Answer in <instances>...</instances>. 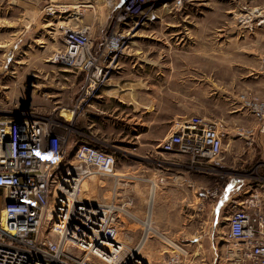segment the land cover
<instances>
[{"label":"rangeland","instance_id":"obj_1","mask_svg":"<svg viewBox=\"0 0 264 264\" xmlns=\"http://www.w3.org/2000/svg\"><path fill=\"white\" fill-rule=\"evenodd\" d=\"M112 1L113 5L110 6ZM123 1L0 0V116L47 117L75 128L82 124L77 119L86 108L85 111H90L86 113L84 123L94 124L95 132L91 134L95 141L105 143V147L106 144H115L119 148L117 150L122 147L132 149L133 145L121 141L120 136H107L110 128L105 119H110L111 114L113 117L117 115V102L113 99L108 106L103 105L97 94L103 88H111L114 95L117 93L127 102L123 106V116L131 117V110L136 107L143 108L146 105L149 108L157 138L172 131L167 128L170 115L173 128L178 121L192 114L220 123L227 138L230 137L228 127L233 125V118L237 117L235 115L247 119L246 111L239 103V94L253 91L264 95V0H187L182 7L174 5L173 0H160L153 7L155 12L160 13L159 18L156 15L153 21L139 20L138 26L135 21L129 24L135 27L129 32V43L123 54L135 60L128 61L127 80L117 81L118 76L113 68L109 81L87 98L95 86L91 83L84 97L81 91L84 73L77 76L75 86L71 87V69L52 62L55 54L64 48L61 25L74 29L91 27L94 48L100 50L102 38L112 28L120 31L130 28L113 23L111 18L107 21L106 14L111 10L112 13L121 10ZM52 5L57 9L61 6L67 11L50 14L48 8ZM259 8L261 15L254 12ZM138 67H141L142 79L131 82L130 71ZM72 90L75 94L71 96ZM71 98L75 99V108L71 106ZM70 109L73 115L68 121ZM124 122V135H129L125 140H130L131 130L126 127L130 122L127 119ZM74 132L69 135L70 141ZM236 132L241 137L239 131ZM242 141L238 151L242 155L233 154L236 151L231 146L225 149L226 154L232 155L220 162L222 172L226 175L232 168L238 172L243 170L245 177L252 182L250 191H256L264 202L262 150L249 148L245 140ZM250 152L256 153L254 159H250ZM116 156V174L122 175L118 177L117 184L116 180L97 174L87 180L84 197L89 200L94 197L95 202H109L117 187L120 192V197L114 198L117 203L133 201L126 206L139 219L120 214L119 221L121 239L135 248L143 237L144 226L141 221L147 217L152 182L157 184V195L162 197V201H180L184 198H180L178 193H169L174 185L164 182L168 176L162 171L156 174L147 172L145 176L134 174L133 165L138 164L134 153L126 155L117 151ZM158 156L159 160H164L163 156ZM159 164L162 166L155 162L156 170L163 169V164ZM187 164L190 165L189 162ZM177 174L180 175L179 172ZM135 175L140 180H132ZM173 178L176 185L184 179L181 176ZM190 197L193 202L186 203L182 208L163 210L166 221L172 223L174 217L179 216L183 222L187 219V227L184 225L178 235L160 229V234L151 233L141 249V253L149 260L161 259L170 250L167 238L187 245L191 243L192 249L201 246V251L207 252L211 247L210 239L202 233L195 235L200 217L195 202L198 198ZM3 207L4 197L0 195V218ZM190 224L192 228H188ZM196 236L200 237V241ZM213 243V250H221L222 243Z\"/></svg>","mask_w":264,"mask_h":264},{"label":"built area","instance_id":"obj_2","mask_svg":"<svg viewBox=\"0 0 264 264\" xmlns=\"http://www.w3.org/2000/svg\"><path fill=\"white\" fill-rule=\"evenodd\" d=\"M159 1L124 0L122 9L113 12L111 19L130 28H112L105 34L100 50L94 48L87 28L61 25L64 48L52 58L53 63L84 73L85 95L89 85H95L90 96L109 81L111 65L123 54L129 32L135 27L129 25L131 21L138 25L140 16L153 21V7ZM186 1L173 3L182 7ZM55 7L48 8L50 14H56ZM239 103L255 124L238 127L239 134L247 147L256 149L264 138V95L244 91L239 94ZM73 130L47 117L0 116V188L4 190L0 264H264V202L256 191L245 188L226 198L227 227L214 241L222 247L214 250L212 259L199 249L201 246L192 249L191 243L180 241H168L170 250L158 260H149L136 247H130L120 237L119 215L133 217L126 206L133 201L117 203V187L109 202L80 198L81 183L97 174L117 184L116 153L82 142L71 154L69 135ZM159 147L164 152L185 154L220 172L224 140L218 124L207 117L192 114L178 121ZM225 178L221 173L205 194L214 200L222 197ZM147 219L142 220L143 237Z\"/></svg>","mask_w":264,"mask_h":264},{"label":"crops","instance_id":"obj_3","mask_svg":"<svg viewBox=\"0 0 264 264\" xmlns=\"http://www.w3.org/2000/svg\"><path fill=\"white\" fill-rule=\"evenodd\" d=\"M71 4V3H70ZM71 6V5H70ZM157 13V12H156ZM112 15V10L106 14L107 21H110ZM159 18L160 13L156 14ZM110 23V22H109ZM108 24V22H107ZM109 27V25H108ZM89 30L91 35V27L87 26L85 27ZM84 29V28H81ZM92 37V36H91ZM104 38H102L103 42ZM103 45V43H102ZM121 55V58L117 62L115 66V72L117 77V81H125V77H127V74L129 72L128 68V61L131 59L133 62L135 58H128L127 56ZM26 60H31L26 58ZM71 71V87L75 86L76 78L78 75L82 74L81 72L75 71V70H69ZM131 73V82H136L139 79H142L141 75V67H138L137 69L132 68ZM82 81H83V88H81L82 93H84L85 97V88L87 87V77L85 74H82ZM138 78L136 79V77ZM85 86V87H84ZM72 89V88H71ZM74 90H72L73 92ZM125 91V90H124ZM138 92H141L139 90H136ZM75 92L71 93V96L74 95ZM82 95V96H83ZM75 97V96H74ZM83 97V98H84ZM97 97L100 98L102 104L108 106L110 103L113 102V99L116 100L117 104L115 107V111L117 112V115L113 117V114L110 115V119H105L107 125L109 126L110 130L107 132V136H120L122 139L121 141H127L126 143H131L132 149L128 147H122L120 150H117L118 147L116 145H107V147L104 146L105 143L102 142L99 143L98 141H95L93 139V135L91 133L95 132V129H93V125L85 124L84 121L86 119V113L90 111V109L84 108V110L81 112V115L78 117V121L82 122V124H79L78 127L74 128V135L73 139L71 140V152L74 153L75 147L78 143L82 142H89L92 144H95L101 148H104L108 151L116 153L117 151L123 152L126 155H131L134 153L135 161L138 162L137 165H133V173L138 175H144L145 173L149 172L152 174H156V172L162 171L165 175H167V179L164 181L166 184L172 183L174 186H172L171 191H169L170 194H176L178 193L180 195V198H184V200L180 201H162V197L157 195V184L153 183L150 179L148 180L150 183L152 182V186L155 187V194H154V200H153V216L152 221L155 226V233L160 234L159 230L170 232L172 235H178L180 231L182 230L183 226L186 225L187 227V219L185 222H183L182 219L178 218L177 216L174 217L173 222L169 223L164 219V216L166 215L163 211L167 208H182L186 203H192L190 196H197V200L195 201L198 206V222L199 227L195 231V235L197 233H202L203 236L210 239V241L213 243L215 240L218 239V234L222 233L223 230L227 226V220L229 217V210H227V204H226V198L227 196H230L237 192L240 189H252L253 185L249 178H246L243 170L242 172H238L235 168H232L233 170H228V174L226 173L225 179L222 181V187H223V196L220 197L217 200L209 199V197L205 194V190L214 186V184L219 179V176L222 172V165L219 163L218 168L220 172L213 171L211 169V166L209 164H201L199 162H194L191 160V158L185 154L181 153H172V152H164L159 148L160 142L168 135H166V132L163 133L160 137L161 139H158L155 134V125L154 120L152 118V112L149 111V108L144 105L143 108H133L131 110V117L130 116H123V106L125 105V102L122 98H120L118 95H114L112 92V89L103 88L98 94ZM89 98V96H88ZM86 99V98H85ZM74 98H71V106L75 108ZM131 105H134L131 103ZM93 107V105H91ZM71 114L68 117V121H70L72 118V110L70 109ZM74 111V110H73ZM76 113V112H75ZM119 113V114H118ZM245 115L247 119L243 120L239 117V114H236V118H233V125L228 127L229 136L227 138L226 133L224 132V128L221 126L220 123H218V128L222 134L223 140H224V158L226 160V157L228 155L235 154L236 156L242 155V153L238 152L240 147L242 146V139L239 137L236 132L238 130V127L243 126H249V125H255L253 117L248 113L245 112ZM68 116V114H67ZM130 117V118H129ZM127 119L129 124H127L126 127H129L130 132V140H125L129 137V135H124V129H125V122L124 120ZM171 115L168 118V129H172L171 125ZM61 129V128H59ZM98 131V129H97ZM227 131V128H226ZM223 133H225L223 135ZM160 140V141H159ZM110 146V147H108ZM231 146L232 150L235 149L236 152H232L229 154H226L225 151L228 150V147ZM257 148H260L262 152H260L261 155L264 156V138H261V143ZM256 148V149H257ZM119 149V148H118ZM226 149V150H225ZM255 152H250L248 155L250 159H254ZM163 156L164 160H159V156ZM178 155V156H177ZM180 157V158H178ZM222 160V161H223ZM189 162L190 165L187 163ZM155 162H158V166H162L159 163L163 164V169L156 170L155 168ZM155 169V170H154ZM225 169V168H224ZM235 169V170H234ZM142 171V172H141ZM177 172L180 173V175L177 174ZM191 172V173H189ZM225 173V172H224ZM194 174V176H193ZM122 176V175H120ZM176 176L184 177V179L180 182L179 185L174 184V178ZM135 178H138L140 180V177L133 176L132 180H135ZM123 179V178H122ZM169 179V180H168ZM152 189V187H151ZM195 193V194H194ZM0 195L4 197V190L0 188ZM151 195V190H150ZM149 195V197H150ZM189 198V199H188ZM178 205V206H177ZM148 207H149V199H148ZM188 228H192V224L188 226ZM169 229V230H167ZM198 230V231H197ZM198 241H200V237L196 236ZM202 238V236H201ZM204 240V239H203ZM211 243V247L206 252L208 255V258H213V252L212 249L213 244Z\"/></svg>","mask_w":264,"mask_h":264},{"label":"bare ground","instance_id":"obj_4","mask_svg":"<svg viewBox=\"0 0 264 264\" xmlns=\"http://www.w3.org/2000/svg\"><path fill=\"white\" fill-rule=\"evenodd\" d=\"M111 3V2H110ZM110 3H109V5H110ZM113 5V1H112V3H111V5L110 6H112ZM60 9H58L56 12H63L64 10L63 9H61V6H58ZM57 9V8H56ZM53 12V11H52ZM56 12H53V13H56ZM254 12L255 13H257V14H262V11H261V9L259 8V9H256V10H254ZM76 15H77V13H75ZM78 19V18H77ZM139 20H144L145 21V19L142 17V16H140L139 18H138ZM128 21H130V20H128ZM127 21V22H128ZM64 24V23H63ZM138 26V25H137ZM121 58V56H118L116 59H115V61H114V63L111 65V68H115V66H116V64H117V62L119 61V59ZM53 62V61H52ZM116 95H117V93H116ZM116 176H118L117 174H116ZM120 176V175H119ZM94 177V176H93ZM86 183H87V180H85V181H83L82 183H81V185H80V189H81V194H80V198L81 199H83V200H85L86 198L84 197V193H85V190L87 189V185H86ZM155 190V187L154 186H152V189H151V195H150V197H149V208H148V211H147V217H148V219H147V221H146V232H145V234H144V237H142V239H141V241L139 242V245L136 247V250L139 252V253H141V249L143 248V245H145V243L148 241V239H149V237H150V234L151 233H155V226H154V224H153V221H152V216H153V200H154V191ZM86 195V194H85ZM84 197V198H83ZM95 199H94V197H93V199L92 200H89V199H86L85 201H88V202H95L94 201ZM129 211V210H128ZM128 211H126L127 213H129ZM134 214V213H133ZM133 218H135V219H139V217H137L136 215H133ZM139 221H141V220H139ZM141 223H142V221H141ZM127 240V239H126ZM170 239H168L167 238V241H169ZM170 243L172 242V243H174V241H169ZM142 254V253H141ZM143 255V254H142ZM143 256H145V255H143ZM146 257V256H145ZM147 258V257H146Z\"/></svg>","mask_w":264,"mask_h":264}]
</instances>
